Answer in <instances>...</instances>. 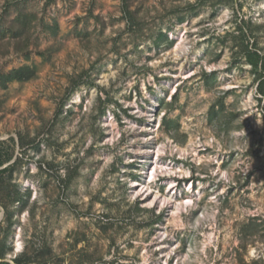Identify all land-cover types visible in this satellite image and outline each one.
I'll return each instance as SVG.
<instances>
[{
  "label": "rangeland",
  "instance_id": "obj_1",
  "mask_svg": "<svg viewBox=\"0 0 264 264\" xmlns=\"http://www.w3.org/2000/svg\"><path fill=\"white\" fill-rule=\"evenodd\" d=\"M245 46L264 0H0V75L34 70L0 79V264H264Z\"/></svg>",
  "mask_w": 264,
  "mask_h": 264
},
{
  "label": "trees",
  "instance_id": "obj_2",
  "mask_svg": "<svg viewBox=\"0 0 264 264\" xmlns=\"http://www.w3.org/2000/svg\"><path fill=\"white\" fill-rule=\"evenodd\" d=\"M246 48V46H245ZM247 60L252 65V71L255 73L256 78L259 80L258 90L259 92L264 94V56L261 55L257 50H252L250 48H246L245 51ZM34 75V70L28 66L24 65L15 69L10 70L6 74L0 75V79L3 83L9 82L11 80H26L31 78ZM166 117H163V122L166 125V129L170 130V126L166 124ZM6 168L0 170V174L5 171ZM10 224V223H9ZM2 253L0 254V258H2ZM15 264H27L31 262L30 258L22 259L20 256H17L13 259ZM249 264H258L257 261H252Z\"/></svg>",
  "mask_w": 264,
  "mask_h": 264
},
{
  "label": "bare ground",
  "instance_id": "obj_3",
  "mask_svg": "<svg viewBox=\"0 0 264 264\" xmlns=\"http://www.w3.org/2000/svg\"><path fill=\"white\" fill-rule=\"evenodd\" d=\"M75 99L76 100H78L79 99V97L77 96V95H75ZM156 155H157V153H156ZM155 175V174H154ZM151 179V178H150ZM150 181V180H149ZM18 246H19V243H18Z\"/></svg>",
  "mask_w": 264,
  "mask_h": 264
}]
</instances>
